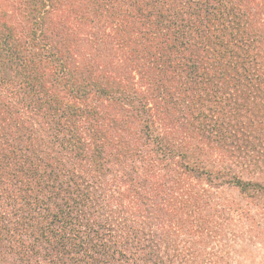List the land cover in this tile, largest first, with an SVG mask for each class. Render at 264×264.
<instances>
[{
	"label": "trees",
	"instance_id": "16d2710c",
	"mask_svg": "<svg viewBox=\"0 0 264 264\" xmlns=\"http://www.w3.org/2000/svg\"><path fill=\"white\" fill-rule=\"evenodd\" d=\"M263 234L264 0H0L12 263L247 264Z\"/></svg>",
	"mask_w": 264,
	"mask_h": 264
},
{
	"label": "rangeland",
	"instance_id": "374dc122",
	"mask_svg": "<svg viewBox=\"0 0 264 264\" xmlns=\"http://www.w3.org/2000/svg\"><path fill=\"white\" fill-rule=\"evenodd\" d=\"M264 235V234H263ZM261 235L255 243H251L250 249L253 251L248 253L249 259L246 260L247 264H264V236ZM0 251V264H14L12 263L13 257L4 254Z\"/></svg>",
	"mask_w": 264,
	"mask_h": 264
}]
</instances>
